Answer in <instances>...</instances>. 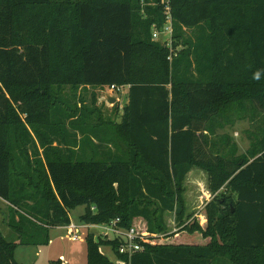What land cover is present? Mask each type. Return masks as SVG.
Wrapping results in <instances>:
<instances>
[{"label":"trees","instance_id":"obj_1","mask_svg":"<svg viewBox=\"0 0 264 264\" xmlns=\"http://www.w3.org/2000/svg\"><path fill=\"white\" fill-rule=\"evenodd\" d=\"M167 5L172 46L153 38ZM56 85L127 86L115 125L125 150L77 157L69 132L67 152L50 148L57 125L73 123L66 103L48 108ZM239 120L257 131L242 154L218 132ZM193 167L208 171L214 197L184 225ZM0 197L20 235L0 230V264H22L20 243L49 242L83 204L82 222L118 217L148 235L166 232L164 214L175 212L180 230L143 240L130 264H264V0H0ZM85 237L87 264H113L106 244L128 260L119 239Z\"/></svg>","mask_w":264,"mask_h":264},{"label":"rangeland","instance_id":"obj_2","mask_svg":"<svg viewBox=\"0 0 264 264\" xmlns=\"http://www.w3.org/2000/svg\"><path fill=\"white\" fill-rule=\"evenodd\" d=\"M168 36L162 34L159 39L163 44L168 42ZM172 41V39H171ZM172 46V42H170ZM182 46L177 47V51ZM128 87L124 86L121 91H114L109 86H78L73 88L69 85H56L52 88L50 94L45 99L48 108L56 106L64 107V104L70 107L73 123H68L67 128L57 125L58 135L47 145L50 148H58L61 153L67 152L68 137L67 132L71 134L70 139L80 142V148L76 149L77 157H90L96 149H109L120 153L125 150L126 144L122 137L116 134L115 125L120 122L123 113V107L128 101ZM110 96H115L116 100H110ZM93 113L91 114V111ZM87 114L86 118L77 119L81 114ZM80 120L83 121L82 128ZM51 122H49L50 124ZM109 123V124H108ZM261 124V123H260ZM62 128V129H61ZM95 129L91 132L89 129ZM45 140H49L53 135L49 127L43 129ZM220 133H229L239 146V153H245L250 147L253 133L257 134L256 127L252 126L247 120H239L234 126L227 125L226 128L219 129ZM40 144L41 142L38 141ZM22 145H19V153L23 161H34L33 147H30L28 156L21 151H25ZM40 153L44 156L43 147H39ZM97 154V153H96ZM208 171L200 167H193L188 173L184 183V200L186 204V213L183 219L184 225L192 224L193 219L198 215L200 209L207 205L214 197L208 184ZM227 188H222L219 194L228 193ZM234 195V194H233ZM86 211V204L78 205L70 210L71 221L76 224H82L81 216ZM191 214V218H187ZM9 204L6 200L0 198V230L12 241H20V235L12 230L8 225ZM164 223L167 226L166 232H158L147 236L145 243L156 242L159 238H166L169 234L180 230L176 221L175 212H165ZM98 227L91 228L95 236L101 232ZM85 234L82 232L80 240L72 239L66 229V226L51 228L49 231V242L19 244L15 249V259L22 264H87L88 248ZM37 235H40L39 232ZM113 238L110 235V239ZM102 252L109 257L113 264H118L115 251L111 245H101ZM125 260V259H124ZM61 261L60 263H57ZM215 264H233L230 261L220 260Z\"/></svg>","mask_w":264,"mask_h":264},{"label":"built area","instance_id":"obj_3","mask_svg":"<svg viewBox=\"0 0 264 264\" xmlns=\"http://www.w3.org/2000/svg\"><path fill=\"white\" fill-rule=\"evenodd\" d=\"M167 15V23L166 25L158 30L155 29L153 33V38L154 39H159V37L162 34H166L168 36V42L166 44L168 46H171L170 42L172 39V33H173V27H172V15H171V9L167 5L166 6V11ZM169 59H172L170 56ZM110 89L114 91H121L123 87H117L115 85L109 86ZM95 209V207H93ZM121 219L120 218H115L111 222H104V223H85L83 222L82 224H76L75 222L71 221L68 225H66V229L68 230L69 235L71 236L72 239L75 240H80L82 237V232L85 231L88 233H93L91 231V228L93 227H98L101 230V232L96 235V238H103V239H110V235L113 236L111 239H119L120 241V247H119V252L121 254H124L128 260L124 259H117L118 264H130V260L132 256L140 251H143L145 246L141 243L143 240L147 238L145 234L140 233L135 226L131 227H124L121 226L120 224ZM85 234V236L87 235Z\"/></svg>","mask_w":264,"mask_h":264},{"label":"clouds","instance_id":"obj_4","mask_svg":"<svg viewBox=\"0 0 264 264\" xmlns=\"http://www.w3.org/2000/svg\"><path fill=\"white\" fill-rule=\"evenodd\" d=\"M260 78V74H259V72H257L255 75H254V79H259Z\"/></svg>","mask_w":264,"mask_h":264},{"label":"water","instance_id":"obj_5","mask_svg":"<svg viewBox=\"0 0 264 264\" xmlns=\"http://www.w3.org/2000/svg\"><path fill=\"white\" fill-rule=\"evenodd\" d=\"M110 100L114 102L116 100L115 96H110Z\"/></svg>","mask_w":264,"mask_h":264},{"label":"crops","instance_id":"obj_6","mask_svg":"<svg viewBox=\"0 0 264 264\" xmlns=\"http://www.w3.org/2000/svg\"><path fill=\"white\" fill-rule=\"evenodd\" d=\"M128 101H126V103H127ZM1 198V197H0ZM2 199V198H1ZM4 200V199H3Z\"/></svg>","mask_w":264,"mask_h":264}]
</instances>
